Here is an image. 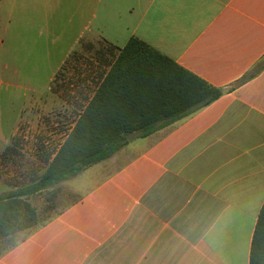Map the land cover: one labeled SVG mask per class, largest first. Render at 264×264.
Segmentation results:
<instances>
[{
    "label": "crops",
    "instance_id": "1",
    "mask_svg": "<svg viewBox=\"0 0 264 264\" xmlns=\"http://www.w3.org/2000/svg\"><path fill=\"white\" fill-rule=\"evenodd\" d=\"M95 2L75 41L80 51L60 69L74 57L86 61L91 42L106 53L136 38L226 92L133 137L112 156L115 170L0 264H249L264 203V68L238 82L264 59V0Z\"/></svg>",
    "mask_w": 264,
    "mask_h": 264
},
{
    "label": "rangeland",
    "instance_id": "2",
    "mask_svg": "<svg viewBox=\"0 0 264 264\" xmlns=\"http://www.w3.org/2000/svg\"><path fill=\"white\" fill-rule=\"evenodd\" d=\"M95 6V0H0V195L27 186L44 171L46 155L55 154L86 104L76 97L92 96L102 69L98 43L83 50L87 64L74 57L72 65L60 67L80 51L75 41L89 29ZM132 138H127L126 148ZM113 159L23 198L36 210L37 224L76 202L115 170L119 163ZM30 229L1 238L0 255L34 228Z\"/></svg>",
    "mask_w": 264,
    "mask_h": 264
},
{
    "label": "trees",
    "instance_id": "3",
    "mask_svg": "<svg viewBox=\"0 0 264 264\" xmlns=\"http://www.w3.org/2000/svg\"><path fill=\"white\" fill-rule=\"evenodd\" d=\"M99 62L106 70L97 72L92 96L83 99L85 106L55 154L51 158L46 155L44 171L27 186L0 195V239L52 218L37 224L36 210L23 198L109 159L128 144V137L146 138L208 106L226 92L136 38H130L121 49L108 47L106 53L101 52ZM263 68L264 59L238 85ZM249 264H264V203L252 235Z\"/></svg>",
    "mask_w": 264,
    "mask_h": 264
}]
</instances>
